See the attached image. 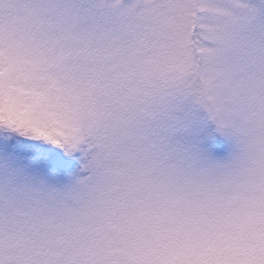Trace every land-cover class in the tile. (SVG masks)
<instances>
[{"label": "snow or ice", "instance_id": "snow-or-ice-1", "mask_svg": "<svg viewBox=\"0 0 264 264\" xmlns=\"http://www.w3.org/2000/svg\"><path fill=\"white\" fill-rule=\"evenodd\" d=\"M0 264H264V0H0Z\"/></svg>", "mask_w": 264, "mask_h": 264}]
</instances>
